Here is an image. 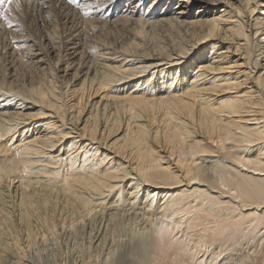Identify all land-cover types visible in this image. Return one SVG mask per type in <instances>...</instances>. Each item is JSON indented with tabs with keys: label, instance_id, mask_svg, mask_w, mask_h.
Here are the masks:
<instances>
[{
	"label": "bare ground",
	"instance_id": "bare-ground-1",
	"mask_svg": "<svg viewBox=\"0 0 264 264\" xmlns=\"http://www.w3.org/2000/svg\"><path fill=\"white\" fill-rule=\"evenodd\" d=\"M172 2L0 6L11 24L0 19L7 57L19 61L24 41L31 64L58 48L60 65L32 95L0 83V264H20L33 238L57 240L58 231L89 235L73 262L92 264L149 219L142 264H193L194 253L212 264H264V224L244 213L264 215V0ZM28 8L50 28L58 14L72 31L51 30L47 48L13 33ZM107 28L128 40L93 36ZM164 217L179 225L176 239L157 235ZM139 250L128 246L122 264H138Z\"/></svg>",
	"mask_w": 264,
	"mask_h": 264
},
{
	"label": "rangeland",
	"instance_id": "rangeland-1",
	"mask_svg": "<svg viewBox=\"0 0 264 264\" xmlns=\"http://www.w3.org/2000/svg\"><path fill=\"white\" fill-rule=\"evenodd\" d=\"M76 1L78 2L79 0H76ZM149 3L150 2H148L146 4V6ZM176 3H177V0H174V4L172 2V5H175ZM192 8H193V5H192ZM220 8H222V6H220L219 9ZM17 15H18V13H17ZM55 15H56V22L54 23V28H50V26L47 25L46 22H40V21L38 22L37 21L38 20L37 11L32 10L30 8L24 9V10H22V12L17 17L16 26L18 28L19 27L20 28L17 31H13V33L17 32V33L21 34V32H22L24 35L25 34L31 35V37H33L35 40L39 41L41 39L42 40L41 42L46 43L47 44L46 48L50 47V43L47 40H44V38H47L48 35L52 34V31L56 30L57 35L59 37L63 36L62 35L63 34V30H66L67 32H71L72 31V26L69 23L68 24L67 23H63L62 18L59 17L58 14H55ZM98 19H100V18L93 17L91 21L93 22L94 25H96V24L98 25V23H100ZM13 28L14 27H12L11 30ZM11 32L12 31H10V33L7 35V38L9 37V35L12 34ZM98 32L99 31H96V34H94L93 36H96V35L98 36L99 35V38L102 41H104L105 43H111V42L120 43L121 41H127L128 38H129L128 34L127 35L126 34H122V35L116 34V31L113 28L112 29L107 28V29H105V31H101L100 34ZM4 36L5 35H2L0 33V83H8L11 88H13L14 90H18L19 93H23V94H26V95L28 93H30L32 95V92H29L27 90H31L33 87L37 86L39 82H47V80L50 79V77L54 76L56 74V71L59 70L60 65L57 68L54 67V63L56 62V59L58 58V48L53 50L52 52H51V49L48 50L47 52H46V50L43 52L44 54H45V52L47 54L46 61H45L46 64H41V65L31 64V62L28 59H26L24 55L23 56L21 55L22 52H24V48H25L24 46L26 45L24 41L23 42L21 41V42H19L20 44L17 43L20 46V48L16 44L18 46V49L16 48V51L18 53H21V54H19L21 59L19 61H13L11 58H9V57H7V55H5L6 53H4L5 52V46L8 44V39H5ZM19 49H20V51H19ZM37 109L38 108H34L32 110V113L33 114H37ZM38 116L39 115H36L35 117H38ZM244 213H248L249 217H247V222L256 223V221H257L256 225L257 224H260V225L264 224V221L260 220V219L264 218V215H262V217H256V216H251V214L254 215L252 212L251 213L250 212H244ZM97 218L98 219H96V220H98L97 221L98 225L100 224V221H101L102 225H105V224H110V223H112V221L116 220V229H117V227L119 229V227H120L119 225H121L119 230L125 228V226H124L125 224H124L123 220H122L123 224L122 223L120 224L121 221H119L120 220L119 217H114L115 220L113 219L112 221H110V223L107 220H106L107 222L104 220V219H106L105 217H97ZM146 221L147 220L144 221L145 223L142 222V225L144 224L143 226H141V224H139L140 227H139V225H137L136 227H133V228L127 227L125 229V230H128V231H126L127 235L124 233L126 236L125 237L121 236V238L123 237L122 239L120 238L121 239V241H120L121 244L117 243V245L115 246L116 248L114 247L115 249L112 252L106 253L104 251H101V249H99L100 253L98 251L99 254H97V256L95 257V260H93L92 264H97V263L98 264H109V263L110 264H122L123 263L124 253L126 252V251L124 252V250H127L128 246L130 247L131 244L132 245L133 244L137 245L138 250L141 248L140 250L142 252H140V254H141L142 257L140 256V254H139V256L142 259L140 257H138V260L141 259L142 261L140 260L138 264H142V262L145 260L144 257H146V255L142 254V253H145V251H146V254H147V248L149 247L150 240H151V232H150V230H147V229H150L149 227H151L148 224V223H150V219L148 220L149 222L147 221V223H146ZM113 223H115V222H113ZM137 229L140 230V232ZM144 229H145V231H144ZM136 230H137V232H136ZM140 234H141V237H140ZM51 235L52 234H47L46 236H43V238L45 237L44 240H47V241H44V242L41 241V240H43V238H41L42 235H37L36 238H33V240H36V242L32 241L31 247L30 246L29 247H25V252H24L25 254L23 255L25 257V259L22 256L23 258H22V261H21L20 264H25V263L26 264H54V262H55V264H74L75 257H76L75 255L76 254L74 255L73 252H75L76 250H77L76 252L85 251L86 245L88 246V244H89V241H88L89 238H87V237H90V236L89 235L87 236V234H85V233H84V236H83V234L81 235V232H79V235H74L75 237H73V235H71V238H70V236H69L70 234H67V233L63 234V232L61 234V232L58 231V235L59 236H57V238H56L57 240H55L53 237L51 238ZM76 236H77V238H76ZM38 237H39V239H38ZM49 237H50V239H49ZM145 239L148 242L145 243ZM22 240H23V238H22ZM39 240H40V242H39ZM135 240H137L138 243ZM64 241H65V244H64ZM128 241L130 243H128ZM21 243H24V242H21ZM54 243H55L56 249H55ZM66 245H68V247ZM79 245H81V246H79ZM34 246H35L36 249H38L37 251H39V252L35 251V248H33ZM46 246H49V247H47V249H46ZM59 247H60V250L57 249ZM123 247H124V249H123ZM135 248H136V246H135ZM90 250H92L91 247H90ZM118 250H120V251H118ZM36 253H37V256H36ZM119 254H121V255H119ZM56 255H58V256H56ZM109 255H110V257H108ZM121 256H122V258H120ZM111 257H113V258H111ZM106 258H109V259L105 260ZM136 258H137V256H136ZM36 259H37V261H36ZM44 261H45V263H44ZM71 261H72V263H71ZM38 262H40V263H38Z\"/></svg>",
	"mask_w": 264,
	"mask_h": 264
},
{
	"label": "snow or ice",
	"instance_id": "snow-or-ice-1",
	"mask_svg": "<svg viewBox=\"0 0 264 264\" xmlns=\"http://www.w3.org/2000/svg\"><path fill=\"white\" fill-rule=\"evenodd\" d=\"M13 3V0H6V3H0V6L4 8V12L8 11V6ZM17 7H19V3L17 0ZM0 19L5 20L6 23H9L7 20V16L4 13H0ZM9 27L11 24L9 23ZM154 227L157 229V235L163 240L166 236L171 239H176V232L179 230V225H173L166 217L157 218ZM199 247V246H198ZM201 251H206L203 249ZM193 264H212L208 259H201L199 254L194 253L193 256Z\"/></svg>",
	"mask_w": 264,
	"mask_h": 264
}]
</instances>
